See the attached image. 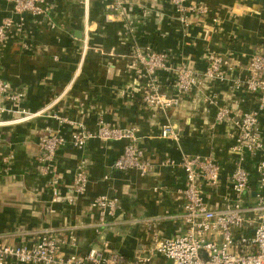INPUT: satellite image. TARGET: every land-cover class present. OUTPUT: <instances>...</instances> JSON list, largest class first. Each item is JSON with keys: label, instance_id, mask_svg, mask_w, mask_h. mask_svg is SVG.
Listing matches in <instances>:
<instances>
[{"label": "crops", "instance_id": "crops-1", "mask_svg": "<svg viewBox=\"0 0 264 264\" xmlns=\"http://www.w3.org/2000/svg\"><path fill=\"white\" fill-rule=\"evenodd\" d=\"M111 1L90 0L86 11L81 0H48V14L37 18L25 14L24 26H14L9 33L0 57L2 77L14 89L27 91L24 108L30 114L46 111L30 121L0 127L1 243L32 244L50 231L61 239L64 255L84 256L107 245L132 258L141 246L171 237L183 225L184 201L178 191L185 187V174L180 168H162L165 157L213 156L222 168L219 193H226L236 167L230 151L234 141L231 128L215 126L216 115L222 107L232 108L234 115L256 109L244 85L252 57L264 52V0H189V5L207 6L209 13H191L186 28L169 0H127L124 20L107 19ZM5 18L20 22L12 5L0 0V21ZM136 45L165 52L174 66L185 62L201 73L212 53L230 66L221 69L225 81L204 84L184 96L178 107L162 112L147 107L137 93L141 80L131 67ZM53 115L90 132L101 122L133 131L136 144L154 165L153 173L113 170L130 139H93L82 150L64 147L57 153L63 196L70 193L79 169L90 181L73 205L54 201L48 178L39 172V139L47 126L65 136L73 129ZM23 116L8 113L3 119ZM166 124L175 129L178 142L160 137ZM10 153L15 160L6 174L1 172V160ZM246 167L254 175L256 160L249 157ZM101 195L119 198L120 208L99 234L98 213L91 204Z\"/></svg>", "mask_w": 264, "mask_h": 264}, {"label": "built area", "instance_id": "built-area-1", "mask_svg": "<svg viewBox=\"0 0 264 264\" xmlns=\"http://www.w3.org/2000/svg\"><path fill=\"white\" fill-rule=\"evenodd\" d=\"M1 1L12 5L20 22L16 24L12 18L0 21V57L11 29L17 25L24 26L25 14L37 18L50 10L48 0ZM81 1L88 11L90 0ZM169 1L185 28L190 25L191 13L199 16L209 13L207 6L195 7L188 4L189 0ZM128 9L127 0H112L107 6V19L124 20ZM131 58V67L138 71L141 80L137 90L141 100L147 107L162 112L178 107L184 96L204 84L225 81L221 69L225 65L230 66L225 58L212 53L207 55L208 67L201 73L185 62L174 66L167 53L158 52L148 45L134 46ZM248 71L249 77L244 86L254 97L256 109L234 115L232 108L222 107L216 115L215 126L231 128L234 141L230 151L235 156L236 167L228 178L226 193H219L222 168L213 156L183 155L179 160L165 157L160 163L162 168L171 171L180 168L185 174V187L178 191L184 201L183 225L173 236L139 249L132 258H128L107 245L103 249H91L84 256L64 255L61 253V239L49 231L32 244L10 246L0 242V264H264V52L252 57ZM1 73L0 64V127L27 122L45 114L46 109L30 114L24 108L27 91L14 89ZM8 113L25 116L3 119ZM52 118L73 129L70 136H65L47 126L39 139V172L48 178L47 187L54 201L64 200L73 205L79 196L85 194L90 181L87 173L79 169L68 190L70 193L63 196L57 153L64 147L82 150L93 139L105 142L130 139L131 142L115 161L113 170L138 172L142 176L153 173L154 165L136 144L133 131H123L101 122L95 132H90L82 124L68 118L57 115ZM160 137L179 141V135L170 124L161 127ZM249 157L256 160L254 175L246 167ZM14 160L12 153L3 157L1 163L5 173L11 170ZM214 198L220 202L214 203ZM91 206L98 213L95 227L100 234L102 229L111 225L110 219L119 210L120 200L116 196L101 195L94 199ZM75 241L72 237L73 245Z\"/></svg>", "mask_w": 264, "mask_h": 264}, {"label": "rangeland", "instance_id": "rangeland-1", "mask_svg": "<svg viewBox=\"0 0 264 264\" xmlns=\"http://www.w3.org/2000/svg\"><path fill=\"white\" fill-rule=\"evenodd\" d=\"M2 168H3V167H2ZM9 171H11V170H9ZM9 171H7L6 174H8ZM1 172L5 173V172H4V168L1 170ZM0 177H1V175H0ZM147 247H148L147 245H143V246H141L140 248H138V250H139V249H143V248H147Z\"/></svg>", "mask_w": 264, "mask_h": 264}, {"label": "water", "instance_id": "water-1", "mask_svg": "<svg viewBox=\"0 0 264 264\" xmlns=\"http://www.w3.org/2000/svg\"><path fill=\"white\" fill-rule=\"evenodd\" d=\"M169 264H172V262H170Z\"/></svg>", "mask_w": 264, "mask_h": 264}, {"label": "trees", "instance_id": "trees-1", "mask_svg": "<svg viewBox=\"0 0 264 264\" xmlns=\"http://www.w3.org/2000/svg\"><path fill=\"white\" fill-rule=\"evenodd\" d=\"M253 186H254V184H253ZM254 188H256V187H254Z\"/></svg>", "mask_w": 264, "mask_h": 264}]
</instances>
